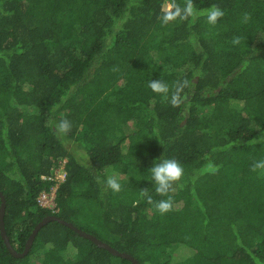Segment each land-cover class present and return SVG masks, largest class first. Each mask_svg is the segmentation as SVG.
Returning a JSON list of instances; mask_svg holds the SVG:
<instances>
[{"label":"trees","instance_id":"trees-1","mask_svg":"<svg viewBox=\"0 0 264 264\" xmlns=\"http://www.w3.org/2000/svg\"><path fill=\"white\" fill-rule=\"evenodd\" d=\"M164 1L0 0V191L17 251L54 213L141 264H264V174L251 171L264 160L253 142L264 128V0H193L196 17L166 26ZM213 4L225 13L215 26ZM159 79L170 89L187 79L185 102L154 93ZM61 119L72 124L62 138ZM162 156L184 168L164 215L140 195L169 198L148 171ZM62 158L56 204L42 205L54 180L41 174ZM0 264L135 263L50 219L23 256L0 229Z\"/></svg>","mask_w":264,"mask_h":264},{"label":"clouds","instance_id":"clouds-1","mask_svg":"<svg viewBox=\"0 0 264 264\" xmlns=\"http://www.w3.org/2000/svg\"><path fill=\"white\" fill-rule=\"evenodd\" d=\"M198 15L193 0H185L184 6L172 3L159 18L162 25H168L176 21H187L189 18H194ZM225 15L224 11L216 4H213L206 12L207 22L210 25L215 26L218 21ZM250 19V14H244V22L247 23ZM242 38L236 36L233 38L232 43L234 45H240ZM148 87L156 94L162 96L166 101H169L173 107H179L186 100V94L184 90L190 87V82L187 79L176 81L172 88L162 80H151L148 83ZM55 134L62 138L67 135L72 128V124L67 119H61L58 123L54 122ZM260 135L253 139L254 143L264 144V128H258ZM260 171L264 174V160L256 161L251 171ZM151 174V179L154 182V191L160 196H168V199H162L154 201L149 189L140 190V195L147 199L149 204L154 205L156 211L161 215H164L173 209V201L169 196V193L176 191V186H181L180 182L184 177V168L181 163L173 158H161L153 162V166L148 170ZM100 182L99 177H97ZM105 183V187L110 189L114 193H119L122 190V186L119 180L115 177H108Z\"/></svg>","mask_w":264,"mask_h":264},{"label":"water","instance_id":"water-1","mask_svg":"<svg viewBox=\"0 0 264 264\" xmlns=\"http://www.w3.org/2000/svg\"><path fill=\"white\" fill-rule=\"evenodd\" d=\"M0 197L2 198L1 199V203H0V229H1V234H2V237L6 243V246L8 248V250L10 251V253L13 255V256H23L27 253L31 243H32V240L36 234V232L38 231V229L44 224L46 223L48 220L50 219H58L61 223H64L66 224L67 226H69L70 228H72L73 230H75L77 233H79L80 235L86 237V238H89L91 239L93 242H95L97 245L99 246H104L106 248H108L109 250H111L112 252L116 253V254H120V255H123V256H127L129 257L131 260H133V262L135 264H141L140 261L138 259H136L135 257L132 256V254H130L129 252L127 251H124V250H119L118 248L112 246L110 243L102 240L101 238L99 239L98 237H96L95 235L83 230L82 228L76 226L75 224H73L71 221H68L66 219H62L59 217V215L57 214H54V213H51V214H47V215H44L33 227L31 233H30V236L28 237V240L26 242V245L24 247V250L23 251H17L16 248L13 247V245L11 244L10 240H9V237L8 235L6 234V231H5V227H4V222H3V215H4V210H5V204H6V197L5 195L3 194V192L0 191Z\"/></svg>","mask_w":264,"mask_h":264},{"label":"built area","instance_id":"built-area-1","mask_svg":"<svg viewBox=\"0 0 264 264\" xmlns=\"http://www.w3.org/2000/svg\"><path fill=\"white\" fill-rule=\"evenodd\" d=\"M66 160L64 158L59 159L58 164L54 167L53 174H46L42 173V177H49L54 180V182L60 183L64 178L66 174L65 169ZM52 187V186H51ZM54 199H56V192L54 193L50 189H43L41 193L39 194L38 201L45 206L54 207Z\"/></svg>","mask_w":264,"mask_h":264},{"label":"rangeland","instance_id":"rangeland-1","mask_svg":"<svg viewBox=\"0 0 264 264\" xmlns=\"http://www.w3.org/2000/svg\"><path fill=\"white\" fill-rule=\"evenodd\" d=\"M165 8H168L169 6H170V3L166 0V1H164V5H163ZM72 147L74 148V150H73V152L74 153H77V154H80V153H84L85 151H84V148L81 146V145H79V144H77V143H72ZM57 185H58V182H54L53 183V185H52V187L50 188V190L54 193V191L56 192L57 191ZM54 204H56V199H54ZM53 207V206H52ZM173 248H174V245L173 246H169V247H167L166 249H165V252L163 253V255H162V257L163 258H168L169 257V255H170V253L172 252V250H173ZM183 252H186V251H184L183 249H181V250H179L178 248L174 251V254L175 255H177L178 253H183ZM192 260H187V261H185V262H183L184 264H192V262H191ZM176 264V263H175Z\"/></svg>","mask_w":264,"mask_h":264}]
</instances>
